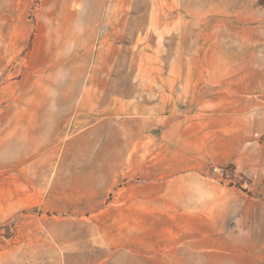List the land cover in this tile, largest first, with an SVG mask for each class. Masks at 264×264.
Returning <instances> with one entry per match:
<instances>
[{
    "label": "rangeland",
    "instance_id": "374dc122",
    "mask_svg": "<svg viewBox=\"0 0 264 264\" xmlns=\"http://www.w3.org/2000/svg\"><path fill=\"white\" fill-rule=\"evenodd\" d=\"M0 264H264V0H0Z\"/></svg>",
    "mask_w": 264,
    "mask_h": 264
},
{
    "label": "built area",
    "instance_id": "2783aa9c",
    "mask_svg": "<svg viewBox=\"0 0 264 264\" xmlns=\"http://www.w3.org/2000/svg\"><path fill=\"white\" fill-rule=\"evenodd\" d=\"M213 170L216 171V172H218L219 174H223V172L220 173L221 170H220V168H218V167H214Z\"/></svg>",
    "mask_w": 264,
    "mask_h": 264
}]
</instances>
